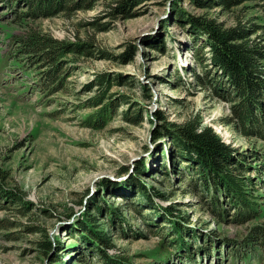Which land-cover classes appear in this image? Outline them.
I'll return each mask as SVG.
<instances>
[{"label":"rangeland","instance_id":"rangeland-1","mask_svg":"<svg viewBox=\"0 0 264 264\" xmlns=\"http://www.w3.org/2000/svg\"><path fill=\"white\" fill-rule=\"evenodd\" d=\"M259 1L244 3L252 5L247 20L262 15ZM125 2L129 10H120L115 16L105 12V3L99 1L95 8L71 15L26 17L22 24L14 9L0 0V182L24 191L33 203L26 214L0 203V217L13 221L0 226V264H57L41 250L38 240L44 234L29 228L35 224L60 236L66 245L57 249L62 264H104L101 257L93 255L91 242L77 236L80 230L75 226L87 209L85 203L99 194L100 204L127 205L125 232L119 226L120 218L118 226L110 225L104 217L106 208L92 210L111 236L108 253L122 256L123 263L264 264V243L250 240L254 226H264V158L254 160L252 153L248 154L253 169L247 173L256 181L252 198L259 203V214L240 223L230 220L234 209L225 202L229 213L222 217L212 211L189 176L162 166V145L171 141L168 136L155 137L156 128L164 129V125L200 113L232 145L249 152L264 151L263 138L244 136L232 124L222 122L230 113V102L198 82L193 69L200 72L202 67L190 49L192 36L187 24L175 16L179 7L192 14L215 15L230 26L239 6L227 10L220 5L203 8L191 0ZM97 16L98 25L94 24ZM29 23L59 39H92L95 43L93 52L81 57L79 68L68 77L67 90H57L49 102L34 89L37 69L23 70L21 62L13 59L14 36L23 33ZM133 43L138 45L135 55L122 62L120 54ZM153 43L161 44L160 48ZM112 70L133 81L114 84L111 92L129 95L136 105L132 115L142 112L143 118L126 117L122 112L127 104L122 103L103 127L89 126L84 119L97 107L78 108L92 93L83 92V85L96 72ZM139 105L141 111L134 112ZM157 111L162 118L157 117ZM142 162L145 172L137 171ZM135 179L146 183L159 208L175 205V215L186 229L183 242L172 240V225L163 221V216L146 208L144 213L152 216L149 222L130 206L136 199ZM114 191L125 196H113Z\"/></svg>","mask_w":264,"mask_h":264},{"label":"trees","instance_id":"trees-1","mask_svg":"<svg viewBox=\"0 0 264 264\" xmlns=\"http://www.w3.org/2000/svg\"><path fill=\"white\" fill-rule=\"evenodd\" d=\"M14 9L18 18L17 22L24 24L22 19L28 17L54 16L58 14L71 15L78 10L95 8L99 1L105 3V12L115 16L122 11L129 10L126 0H5ZM196 6L213 8L221 6L231 10L239 6V14L234 24L227 26L215 15L208 13L192 14L185 9H177L176 17L192 36L190 49L202 71L194 68L198 82L207 86L212 93L230 102V113L225 115L222 122L232 124L236 130L247 137L256 136L264 139V0H260L262 15H256L247 20V9L252 5L244 4L250 0H191ZM128 8V9H127ZM234 10V9H233ZM260 18L261 21L256 20ZM99 16L94 24H100ZM167 22V20H165ZM28 23V21H26ZM15 47L12 51L14 60L20 61L23 70H35L37 82L34 89L41 92L43 100L49 102L50 95L57 90H67L68 77L79 68V60L88 56L93 51L95 43L92 39L68 38L59 39L49 33L41 31L33 24H27L25 31L14 36ZM154 47L160 48L159 43H153ZM205 47L208 49L206 54ZM138 45L131 44L126 51L120 54L122 62H129L136 53ZM211 72V73H210ZM120 71H99L91 80L83 85V92H92L80 102L78 108L93 106L97 107L84 122L92 127H103L117 113L118 107L125 103L127 109L123 114L130 118H140L142 112L132 115L133 99L125 94L111 92L114 84L132 82ZM148 88V87H146ZM149 90V89H148ZM141 111V105L135 111ZM162 118L160 111L155 113ZM132 118V117H131ZM152 120V117H150ZM168 136L169 144L162 145V166L177 168L189 176V182L195 187H200L205 200L210 203L213 212L220 216H227L228 209L230 220L243 223L259 214V203L252 196L255 195L254 176L249 175L253 169L252 159L264 158V151L252 149L241 150L227 142L212 124L204 121L200 113L193 114L181 123L171 122L164 125V129L156 128L155 137ZM252 153V159L248 154ZM137 171L145 172L144 162L138 165ZM260 167L261 166H256ZM136 176H134L135 178ZM133 178V177H132ZM133 178V179H134ZM139 178V177H138ZM105 182L103 183V185ZM133 189L135 200L131 201V207L144 214L150 221L151 213L156 212L157 217L163 216V221L172 225L173 241L183 242L186 229L183 221L176 217L175 205L168 204L165 208H159L154 201L153 193L146 183L140 179L134 181ZM156 195L166 197L158 190ZM113 196H125L123 193H112ZM98 196V195H97ZM91 196L85 203L86 210L77 218L76 228L80 233L78 237L90 241L93 247V255L101 257L104 264H127L123 263L122 256L111 255L107 247L111 244V236L108 230L100 224L92 210L102 211L106 208V215L110 225L118 226L117 218H120V227L126 231L127 221L124 211L127 208L114 202L98 203V198ZM229 206L226 207L224 205ZM0 203L11 208L18 209L26 214L32 208V202L26 198L24 191L18 188H9L0 182ZM162 209L165 215L159 210ZM149 219H148V218ZM182 218H184L182 216ZM13 221L6 217H0V226H8ZM33 231H41L44 238L38 240L44 254L50 256L51 261L59 262L62 254L57 252L59 246L64 248L58 235L52 236L41 225H32ZM75 230V229H74ZM251 242L264 243V226L256 225L250 233ZM59 260V261H58ZM130 264V263H129Z\"/></svg>","mask_w":264,"mask_h":264}]
</instances>
